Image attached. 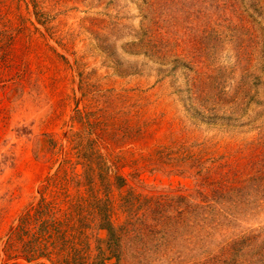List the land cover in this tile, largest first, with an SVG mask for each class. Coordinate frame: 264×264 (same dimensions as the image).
Masks as SVG:
<instances>
[{
    "label": "rangeland",
    "instance_id": "obj_1",
    "mask_svg": "<svg viewBox=\"0 0 264 264\" xmlns=\"http://www.w3.org/2000/svg\"><path fill=\"white\" fill-rule=\"evenodd\" d=\"M114 248L264 264V0H0V264Z\"/></svg>",
    "mask_w": 264,
    "mask_h": 264
},
{
    "label": "trees",
    "instance_id": "obj_2",
    "mask_svg": "<svg viewBox=\"0 0 264 264\" xmlns=\"http://www.w3.org/2000/svg\"><path fill=\"white\" fill-rule=\"evenodd\" d=\"M177 198L174 197L173 199H177ZM181 199H182V204L185 205V208H189L190 205L188 203H184L185 202L184 197ZM153 203H155V200H154V202L150 203L153 205L154 212L155 213L159 212L158 218L154 221L155 224L154 225H148L147 223H142L140 229L134 227V233L136 234L135 239L137 242V244H136L137 247L136 248L134 247L135 248L134 254L137 256L139 255V252L141 250H143V252H145L146 254H147V252L152 251L151 249H147V250L141 249L142 244L145 241H148V237L150 235L155 236L157 234H160L161 232H163L165 235L166 221L168 219L167 216L165 215V212H166L165 210H167V209L172 210L174 207V205H171L170 200L168 202H166V200H164V201H160V203H158V202L156 204H153ZM103 229H105L108 232V243L107 244L109 245V243H110V245H111V242H112V245L117 244L116 242L120 238L118 236L119 231L117 232L116 229L113 228L109 223H107ZM124 232L127 233L126 231H124ZM161 240H162V242L160 243V246L163 245L165 242L164 238H162ZM116 249L118 250V248L113 249L114 254H113L112 258L116 259V263H114V264H119V263H121L122 260H121V257H119V252H117ZM115 253H116V255H115ZM98 264H105V263H104V261H101Z\"/></svg>",
    "mask_w": 264,
    "mask_h": 264
}]
</instances>
